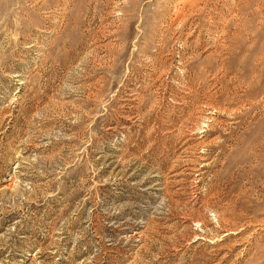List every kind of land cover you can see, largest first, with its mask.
I'll return each instance as SVG.
<instances>
[{
	"label": "rangeland",
	"instance_id": "374dc122",
	"mask_svg": "<svg viewBox=\"0 0 264 264\" xmlns=\"http://www.w3.org/2000/svg\"><path fill=\"white\" fill-rule=\"evenodd\" d=\"M0 264H264V0H0Z\"/></svg>",
	"mask_w": 264,
	"mask_h": 264
}]
</instances>
